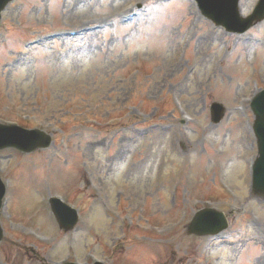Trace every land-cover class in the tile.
I'll list each match as a JSON object with an SVG mask.
<instances>
[{
    "label": "rangeland",
    "instance_id": "obj_1",
    "mask_svg": "<svg viewBox=\"0 0 264 264\" xmlns=\"http://www.w3.org/2000/svg\"><path fill=\"white\" fill-rule=\"evenodd\" d=\"M257 1L240 0L242 16ZM262 89L264 21L231 35L189 0H16L0 25V122L53 145L0 153V264H264L248 124ZM51 197L79 211L74 232ZM205 208L230 216L218 238L187 234Z\"/></svg>",
    "mask_w": 264,
    "mask_h": 264
},
{
    "label": "water",
    "instance_id": "obj_2",
    "mask_svg": "<svg viewBox=\"0 0 264 264\" xmlns=\"http://www.w3.org/2000/svg\"><path fill=\"white\" fill-rule=\"evenodd\" d=\"M10 0H0V11ZM203 13L215 21L218 25L225 26L229 31L243 29V31L255 22L264 19V0L258 6L255 14L248 20H241L239 16V0H197ZM220 10H222L220 14ZM240 23L243 26H240ZM259 105V104H258ZM254 111L256 115V130L259 141L260 157L257 160L254 174V192L256 195L264 196V107H257ZM223 113L215 114L214 122H219ZM50 136L40 131H28L15 126L0 125V150L5 148H16L25 153H32L38 149H46L51 145ZM4 187L0 182V208L4 196ZM54 214L65 231L72 230L78 222L77 212L64 205L59 200H51ZM227 227L225 217L212 210H204L196 215L189 227V232L196 235L215 234ZM3 232L0 227V241Z\"/></svg>",
    "mask_w": 264,
    "mask_h": 264
}]
</instances>
